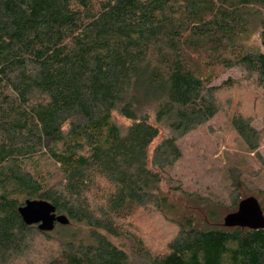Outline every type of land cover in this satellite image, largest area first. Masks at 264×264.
<instances>
[{"label": "trees", "instance_id": "16d2710c", "mask_svg": "<svg viewBox=\"0 0 264 264\" xmlns=\"http://www.w3.org/2000/svg\"><path fill=\"white\" fill-rule=\"evenodd\" d=\"M254 32L264 47V0H0V264H264V228L165 189L218 113L258 156ZM26 199L66 222L25 223Z\"/></svg>", "mask_w": 264, "mask_h": 264}, {"label": "rangeland", "instance_id": "374dc122", "mask_svg": "<svg viewBox=\"0 0 264 264\" xmlns=\"http://www.w3.org/2000/svg\"><path fill=\"white\" fill-rule=\"evenodd\" d=\"M239 42L246 48L264 49L260 45L257 32L242 36ZM239 75L238 70L231 69L222 74L216 82L228 76ZM255 91L259 98V114L264 115V88L259 87ZM118 121L125 123L120 117ZM254 124L264 129V116L256 117ZM162 137L163 135H159L149 149L151 150ZM177 143L181 156L168 168L169 182H165V187L168 186L165 189L179 188L190 193L194 203L200 205L199 207L207 214V209L214 210L220 221L230 212L231 198L235 194H241L243 198L255 196L264 204V170L260 162L262 160L264 163V139L256 156V153L249 152L237 137L228 117L218 113L203 125L179 138ZM43 167L49 168L48 165ZM201 201L207 204L202 206ZM193 208L189 210L194 211ZM183 214L188 215L185 212ZM196 222L203 225L204 217L199 213H196ZM214 223L216 222L212 219L208 221L209 225Z\"/></svg>", "mask_w": 264, "mask_h": 264}, {"label": "water", "instance_id": "95a60500", "mask_svg": "<svg viewBox=\"0 0 264 264\" xmlns=\"http://www.w3.org/2000/svg\"><path fill=\"white\" fill-rule=\"evenodd\" d=\"M18 211L25 223L38 224L40 229L52 230L55 222H66V217L57 215L55 207L43 199H26L18 206ZM223 223L227 226L264 228V214L258 200L254 196H247L239 201L234 212L224 216Z\"/></svg>", "mask_w": 264, "mask_h": 264}, {"label": "clouds", "instance_id": "9594fccd", "mask_svg": "<svg viewBox=\"0 0 264 264\" xmlns=\"http://www.w3.org/2000/svg\"><path fill=\"white\" fill-rule=\"evenodd\" d=\"M262 50H264V49H262Z\"/></svg>", "mask_w": 264, "mask_h": 264}]
</instances>
